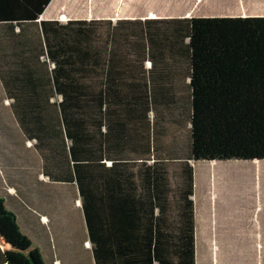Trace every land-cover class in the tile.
Returning a JSON list of instances; mask_svg holds the SVG:
<instances>
[{"label":"trees","instance_id":"obj_1","mask_svg":"<svg viewBox=\"0 0 264 264\" xmlns=\"http://www.w3.org/2000/svg\"><path fill=\"white\" fill-rule=\"evenodd\" d=\"M14 1L0 0L19 49L0 45L1 90L44 174L76 188L87 263L111 264L128 238L134 264H194L191 163L264 161V17L38 22L49 0L16 14ZM126 146L151 160L155 187L135 204L134 236L110 225L100 239L97 203L118 192L106 162Z\"/></svg>","mask_w":264,"mask_h":264},{"label":"crops","instance_id":"obj_2","mask_svg":"<svg viewBox=\"0 0 264 264\" xmlns=\"http://www.w3.org/2000/svg\"><path fill=\"white\" fill-rule=\"evenodd\" d=\"M41 1L15 0L10 7L16 14L18 10L14 8L18 4H40ZM200 1L204 0H194L193 5ZM126 2L129 3L128 0L124 3L119 0H49L37 21L115 22L193 16H179L172 9H150L140 14L138 9L130 8ZM206 2L207 6L224 7L220 13L222 17H264V0ZM2 28L0 38H5L1 39L0 45L8 52L19 50L17 43L13 44ZM146 66L150 67L151 64L148 62ZM124 76L128 79L127 75ZM8 104L9 100L4 97L0 84V117L5 118L10 126V134L0 129V161L3 162L0 165V247L6 256L4 264H89L87 249L90 243L76 188L73 184L56 181L44 174L43 159L34 146L35 142L27 141L20 133ZM141 153L126 146L113 155L112 162H106L107 167L111 166L114 170L112 175L115 179L111 180L116 182L118 192L109 195L103 192L101 202L97 203L100 209V239L104 236V230L111 228L110 225L125 228L126 236H134L130 221L139 208L135 204L141 200L143 205L145 197L151 198V188L154 186V171H148L151 160L146 153ZM204 162L224 164L228 161L191 163L194 264H264V192L200 191L197 189L200 177L196 168ZM101 178V185H104L108 175ZM208 178L210 173L207 176L209 182ZM161 189L163 192V187ZM120 214L123 215L121 218ZM130 243L131 240L127 238L126 248L122 252H117L113 247L111 264H134L135 249ZM168 258L172 260L170 264L178 263L174 255L171 257L169 254ZM100 259L99 263L95 260L94 264L110 262H104L102 254ZM90 264H93L92 261Z\"/></svg>","mask_w":264,"mask_h":264},{"label":"rangeland","instance_id":"obj_3","mask_svg":"<svg viewBox=\"0 0 264 264\" xmlns=\"http://www.w3.org/2000/svg\"><path fill=\"white\" fill-rule=\"evenodd\" d=\"M125 0H119L124 3ZM127 1V0H126ZM130 8L138 9L142 14L145 10L162 9L173 10L177 15H193L194 18H211L222 17L220 13L224 7L206 5L207 2H197L193 5L194 0H128ZM107 4L111 2L104 1ZM175 14V13H174ZM209 14V15H206ZM214 14V15H210ZM254 164L247 162L228 161L224 164H209L201 163L196 168V173L200 180L197 189L202 190H218L224 189L226 191H263L264 192V162L253 161ZM3 164L0 161V165ZM257 164V165H256ZM2 171L0 170V177ZM210 173L209 182L207 176Z\"/></svg>","mask_w":264,"mask_h":264}]
</instances>
